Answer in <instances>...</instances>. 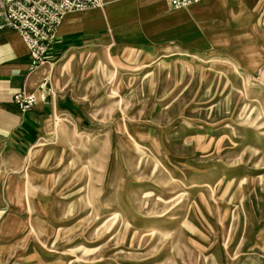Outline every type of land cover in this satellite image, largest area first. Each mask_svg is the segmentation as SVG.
<instances>
[{
	"label": "rangeland",
	"instance_id": "1",
	"mask_svg": "<svg viewBox=\"0 0 264 264\" xmlns=\"http://www.w3.org/2000/svg\"><path fill=\"white\" fill-rule=\"evenodd\" d=\"M181 11L46 66L45 130L0 167V264H264V7L164 34Z\"/></svg>",
	"mask_w": 264,
	"mask_h": 264
},
{
	"label": "crops",
	"instance_id": "2",
	"mask_svg": "<svg viewBox=\"0 0 264 264\" xmlns=\"http://www.w3.org/2000/svg\"><path fill=\"white\" fill-rule=\"evenodd\" d=\"M263 7L264 0H208L172 14L182 15L185 24L179 22L178 26L169 30L164 27V34L179 31L189 33L190 30L198 38L203 30L209 29L227 35L235 21H250L253 15L261 13ZM166 10L170 8L165 0H106L102 8L68 13L46 55V63L32 72L28 71L30 58L21 38L13 31L1 32L0 167L10 170L20 168L22 160L45 130L51 101H45L42 95L38 97L37 87L43 79L46 66L54 64V58L61 57L71 49L86 48L75 45L103 47L110 40L120 42L142 37L139 33L141 24L130 25L131 22L151 12L149 23L154 27L159 26L171 16ZM19 90L33 93L37 98V103L26 112H20L13 103V95ZM10 218L5 188L0 182V229Z\"/></svg>",
	"mask_w": 264,
	"mask_h": 264
},
{
	"label": "built area",
	"instance_id": "3",
	"mask_svg": "<svg viewBox=\"0 0 264 264\" xmlns=\"http://www.w3.org/2000/svg\"><path fill=\"white\" fill-rule=\"evenodd\" d=\"M208 0H166L170 9H184ZM106 0H0V33L13 31L21 38L30 58L28 71L46 63L59 26L71 12L104 7ZM13 103L20 112L30 110L36 95L19 90Z\"/></svg>",
	"mask_w": 264,
	"mask_h": 264
}]
</instances>
